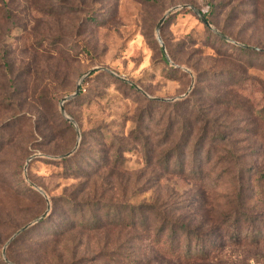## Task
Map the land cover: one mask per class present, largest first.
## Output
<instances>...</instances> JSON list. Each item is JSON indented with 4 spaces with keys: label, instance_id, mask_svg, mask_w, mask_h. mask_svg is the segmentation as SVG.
I'll return each mask as SVG.
<instances>
[{
    "label": "rangeland",
    "instance_id": "1",
    "mask_svg": "<svg viewBox=\"0 0 264 264\" xmlns=\"http://www.w3.org/2000/svg\"><path fill=\"white\" fill-rule=\"evenodd\" d=\"M183 4L231 39L264 49V0H0V264H131L126 256H144L147 241L127 243L134 232L109 227L106 219L98 229L74 223L60 232L63 219L68 226L73 220L66 195L93 200L100 185L94 180L123 165L136 173L133 181L137 175L153 189L189 186L179 176L160 178L157 160L166 146L158 141L171 134L189 143L197 121L207 135H222L204 145L207 168L220 169L217 156L227 149L264 165V51L222 37L190 7L173 10ZM93 68L100 69L64 103L73 123L61 101ZM140 115L147 116L141 127L154 149L151 166L131 137ZM123 149V160L115 162ZM190 149L191 143L187 164L193 163ZM227 183L222 177L220 184ZM153 189L132 199L114 189L106 198L139 202ZM44 213L4 254L12 235ZM250 264H264V256Z\"/></svg>",
    "mask_w": 264,
    "mask_h": 264
},
{
    "label": "trees",
    "instance_id": "2",
    "mask_svg": "<svg viewBox=\"0 0 264 264\" xmlns=\"http://www.w3.org/2000/svg\"><path fill=\"white\" fill-rule=\"evenodd\" d=\"M207 20L210 22L208 18ZM243 48L264 51L263 48ZM144 118L143 115L137 118V126L131 132V137L139 147L143 146L145 163L151 166V152L154 153V149L150 148L149 142L143 137L141 124L142 121H147V116L144 115ZM197 122L199 131L188 140L191 143L192 164L184 161L188 142L181 138H172L171 134L158 141L166 146L159 152L157 160L160 164V178L164 180L179 176L187 180L189 186L177 183L158 184L153 189L151 186L139 184L137 175L133 181L136 173L124 165L108 167L109 171L102 182L97 183L94 180L95 187L100 184L98 190L102 192V199L98 198V190H94L96 196L93 200L84 199V195L77 198L74 196L77 192L66 195V211L73 220H70L71 224L68 226V220L63 219L60 232L73 228L74 223H92L98 229L105 219L109 227L116 225L127 228L134 232L129 234L127 243L147 241L143 247L144 256H126L131 264H250L251 261H258L260 256H264V165H250L246 155L227 149L217 156V161L222 162L220 169L207 168L201 160L202 150L207 139H210L209 145H214L213 143H219L222 135L217 130L211 136L207 135L208 128L204 124L201 126L200 121ZM2 141L4 134L0 132V142ZM126 150L115 154V162L123 160ZM209 154L210 149L205 155L210 160ZM100 170L102 169L97 168L94 172L97 177L104 173ZM114 174L119 177L117 182L109 180ZM224 176L229 177L228 186L220 184ZM114 189L121 190L124 196L129 195L131 199L139 193L144 194L152 189L153 192L150 197L139 202H115L106 198V194L115 191ZM94 208L102 216L96 214ZM102 210H105L106 218ZM47 217L48 215L41 222ZM28 230L9 248L25 236ZM137 232L139 235L135 234ZM13 260L19 264L16 259Z\"/></svg>",
    "mask_w": 264,
    "mask_h": 264
},
{
    "label": "water",
    "instance_id": "3",
    "mask_svg": "<svg viewBox=\"0 0 264 264\" xmlns=\"http://www.w3.org/2000/svg\"><path fill=\"white\" fill-rule=\"evenodd\" d=\"M182 7H190V8H192L197 14H199V16L201 17V19L203 20V22L205 23V24H207L209 27H211L217 34H219V35H221L222 37H224V38H226V39H228V40H231L232 42H234V43H236V44H240V45H242V46H244V47H249V48H254V49H261V48H259V47H255V46H251V45H247V44H241V43H239V42H237L236 40H233V39H231L230 37H228L227 35H225V34H223L222 32H220L217 28H215V27H213L212 25H211V23L207 20V18L204 16V14L202 13V12H200L198 9H196L193 5H189V4H183V5H180V6H176V7H174L173 8V10H175V9H178V8H182ZM172 10H169L162 18H161V20H160V22H159V24H158V28L161 26V24L163 23V21L165 20V18H166V16L169 14V12H171ZM96 69H100V68H93V69H90V70H88L87 72H85L84 74H83V76L79 79V81H78V83H77V85H76V89H75V91L72 93V94H70V95H68V96H65L63 99H62V101H61V111H62V113H63V115L68 119V120H70L71 122H73V123H75V120L71 117V116H69V115H67V112H66V109H65V107H64V103H65V101H68V100H71L72 98H74V97H76L79 93H80V91H81V85H82V83H83V81L94 71V70H96ZM72 153V151L71 152H68V153H66V154H63L62 155V157H64V156H67V155H69V154H71ZM49 207V206H48ZM46 215V213H44V214H42L40 217H38V218H36L34 221H32V222H29L28 224H26V225H24L21 229H19L16 233H14L13 235H12V237L8 240V242H7V244H6V246L4 247V250H3V253L5 254V250H6V247H7V245L18 235V234H20L22 231H24L25 229H27L29 226H31V225H33L35 222H37V221H39L42 217H44Z\"/></svg>",
    "mask_w": 264,
    "mask_h": 264
}]
</instances>
